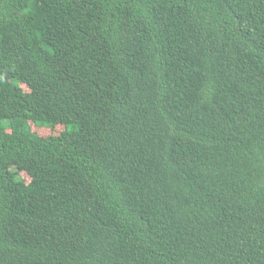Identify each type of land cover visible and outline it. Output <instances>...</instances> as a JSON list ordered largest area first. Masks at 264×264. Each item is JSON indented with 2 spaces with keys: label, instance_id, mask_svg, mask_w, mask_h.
Listing matches in <instances>:
<instances>
[{
  "label": "trees",
  "instance_id": "16d2710c",
  "mask_svg": "<svg viewBox=\"0 0 264 264\" xmlns=\"http://www.w3.org/2000/svg\"><path fill=\"white\" fill-rule=\"evenodd\" d=\"M0 264H264V0H0Z\"/></svg>",
  "mask_w": 264,
  "mask_h": 264
},
{
  "label": "rangeland",
  "instance_id": "374dc122",
  "mask_svg": "<svg viewBox=\"0 0 264 264\" xmlns=\"http://www.w3.org/2000/svg\"><path fill=\"white\" fill-rule=\"evenodd\" d=\"M20 85L25 91H29V86L27 84L21 83ZM30 126L33 131H35L41 136L58 135L64 129L63 124H55L50 127L49 126H37L32 121H30ZM20 175L25 179L26 182L30 180V176L26 172L21 171Z\"/></svg>",
  "mask_w": 264,
  "mask_h": 264
}]
</instances>
